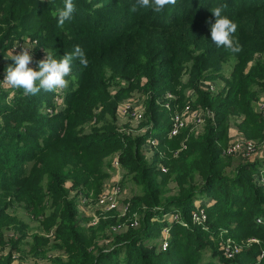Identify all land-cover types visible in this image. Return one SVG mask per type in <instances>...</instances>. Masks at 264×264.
Here are the masks:
<instances>
[{"label": "trees", "instance_id": "obj_1", "mask_svg": "<svg viewBox=\"0 0 264 264\" xmlns=\"http://www.w3.org/2000/svg\"><path fill=\"white\" fill-rule=\"evenodd\" d=\"M73 4L72 18L57 27L52 13L64 0H0V60L15 42L26 40L56 59L79 45L89 60L87 68L73 60L60 109L53 102L56 91L31 96L0 88V250H6L0 264H13V252L24 264L22 254L47 251L48 238L29 233L18 210L39 222L40 231H53L57 243L50 249L61 250L53 264H264L256 260L264 249V182L253 177L264 174V141L254 162L222 154L231 118L253 123L254 135L243 120L239 124L247 136L263 135L253 102L258 90L264 93V0H176L160 13L139 7L130 12L136 0ZM221 5L227 6L222 14L238 25L239 53L211 41L206 21L214 22L210 10ZM203 82L217 87L210 91ZM132 90L145 96L142 126L148 127L134 137L114 126L119 102ZM187 91L194 100H184ZM165 93L211 114L202 135L184 139L176 157L169 150L181 149L174 139L188 129L168 139L172 112L158 102ZM151 138L159 150L149 163L143 145ZM56 150L60 155L53 158ZM114 155L141 193L127 201L124 217L78 233L77 197L92 190L98 194L96 179L109 175L103 166ZM196 201L207 214L200 225L190 220ZM174 211L183 220H160ZM127 218L120 233L109 231ZM163 229L168 230L166 251L161 250ZM99 236L108 244L100 245ZM249 237L260 245L234 259L223 256L224 240Z\"/></svg>", "mask_w": 264, "mask_h": 264}, {"label": "rangeland", "instance_id": "obj_2", "mask_svg": "<svg viewBox=\"0 0 264 264\" xmlns=\"http://www.w3.org/2000/svg\"><path fill=\"white\" fill-rule=\"evenodd\" d=\"M20 45H23L24 47H27V48L31 49L30 53H31V55L33 57V62L29 66L34 68L35 70H38V68L36 66V62L41 60V59H43L45 57V55H46V52L43 49H38V47L36 46V43L35 42H31L30 40H26L24 42H15L12 45V47L6 52L5 56L0 60V80H2L4 75H5L6 67L9 64L13 63L10 59H8L9 53L14 48H16L17 46H20ZM16 51L18 52L19 48H17ZM185 80L186 79L183 78V81H185ZM215 84H214V87L216 88L217 85H215ZM124 85H125V83L121 84L122 87L126 86V85L125 86ZM0 88L1 89L2 88L3 89H9L10 87L7 86V85H4L3 83H0ZM115 89H116L115 86L111 87V90L114 91ZM65 91H66L65 88L64 89H58L56 91V95L53 97V102L56 105L57 104L59 105V106L56 107V109H60L63 106L64 101H63L62 97H63V94L65 93ZM257 93H258L259 96H257V98H255V100L253 102V105H254V110L253 111L256 114V118H255L256 121L259 122V121L262 120L264 122V117L258 112V109H257V104L259 102H261V101L264 102V93L259 91V90L257 91ZM167 94L172 95L173 99L172 100L166 99L165 96ZM175 96H177V95H173L171 93H165L162 96V98H160L159 101H158L160 106H161V108H163L166 111L171 113V111L167 110L164 107V104L168 103L171 106L172 110H179L184 104L187 103L186 101L183 102L184 100H186V98L187 99H193V100L195 98V96L192 95V93L189 94V91H187L184 100L179 99L180 102L177 100L178 96L177 97H175ZM144 101H145V96L140 91L132 90L130 93H128V92L124 93V95H123V97H122V99L119 102V105L117 107L116 116H115L116 119H115V122H114L115 128L120 133H123V134L130 135V136L134 137V136H137V135L144 134L146 132L148 127L146 125L144 127L142 126L143 123H144V116H143V118L141 120H135L132 117H126V116L120 114V106L123 103H125V102H129L130 105H133L137 109L141 108L143 110V114H144V110H145ZM237 118L238 119H236V121L234 120V118H231V120H230L228 133H227V139H226V142L224 144V147H222V149H223L222 150V154L225 157L234 158L232 156L226 155L224 152L228 149V147H230V146H232V145H234V144H236L238 142H247V143L249 142V143L253 144L256 153H261V152H259V150L261 148V145H263L262 142L264 141V129H263V135H262L261 139L257 140L255 138L249 137V136H247V134L244 133V131L241 128L239 129V124L243 120V118L242 117H237ZM242 123H243V127L244 126L246 127L247 132H249L250 134L254 135L255 129H254L253 123L249 119H244L242 121ZM203 131H204V126L202 127L201 131H198V130H195V129L185 130L184 132H182V134H181V136L179 138L174 139L175 140L174 142H179L181 144V149H179V150L178 149H176V150L173 149V150H169V151L171 153L173 152V154H174L173 156L176 157L178 152H180L182 149H184V144L186 142L185 140L189 139V136H191L192 138L196 139V138H198L199 136L202 135ZM143 147L146 150V153H145L146 161L150 163V161L152 160L153 154L155 152H157L159 149L156 148V146L153 147V148L148 147L147 140L145 141ZM261 154L264 156V153H261ZM59 155H60V151L59 150H56V151L52 152V157L53 158H58ZM255 157H256V155L251 157V158H244L243 157L242 160H243L244 163H246V162H254L256 160ZM115 159H117L116 155H114L112 158H109L107 160L105 159L107 163H104L103 170L108 172L109 175L104 177V178H97L96 179V185L99 184L101 186V190L98 192V194H97V191L92 190L91 192L86 193V195L82 194V195H79L77 197L78 215H77L76 221H77L78 233L82 232V231H84V232H88L89 231L88 230L89 227H92L89 224L90 218L93 215L95 216V214L98 215L100 224L105 222L107 219L112 218L113 216H115L116 219H118V220L120 218L124 217V216L120 215L121 211L102 213V212L96 210V207H95V202L96 201L95 200H96V198L98 197V195L100 194V192L104 188L111 187L117 182L120 184V186L122 188V195L120 196V202H119L120 203L119 204L120 207L124 206L125 204H128L127 201H129V199L133 195H138V194L141 193V188L138 187L137 185H135L131 181L130 176L128 174H126V171L120 166V164H119L118 168L114 165L113 161H115ZM235 159H237V158H235ZM166 172H167V169H165V171L162 172V173H166ZM258 176H259V180L261 182H264V174H263V172L260 173V174H258V173H254L253 174V177L256 179V181H258ZM43 181H45V178L43 179ZM29 183H32L31 179L28 180V182L26 181V184H29ZM257 184H258V182H257ZM66 186L69 187L70 183H67ZM169 187L172 190L174 188V184L170 183ZM83 200H86V202H84ZM194 204H195V206H198L197 209H199V201H196ZM205 215H206V218H207V214L206 213H205ZM17 216H19L20 218H22L23 220H25L29 224V230H30L29 233H37L38 232L39 234L43 235L45 238H48V241H49L48 246H46L45 249H44V251L47 250L46 252L49 251L48 253H46V252L44 253L43 252V253H40L39 256H33L31 253L26 252V253L22 254L23 263L24 264H53V263L50 262V260L53 257L58 256L57 253H59V251H61V250H58V249L56 251H52L50 249L53 246L52 245L53 242L57 243V240H54V238H53V231L49 232V234H47L45 231H40L41 230V226L39 225V222L31 220L21 210L17 211ZM160 218H161V216L159 215L157 219H160ZM174 218H176V221L183 220L181 214L178 211L166 213L164 218L160 219V220H162V221H166L167 220L168 222H171L172 219L174 220ZM190 220H191V223L193 225H200V222L194 221L192 219V215H191ZM127 221H128V218L121 224H120V222H117V226H120V227H116V228H112V229L109 228V231H112L113 232L112 234L120 233V228H122ZM162 221H158L157 223L160 225L161 223H163ZM154 222H155V220H154ZM99 223H98L97 226H99ZM97 226H94V227H97ZM185 228H188V225L185 226ZM123 231H121V232H123ZM108 234H109V232H108ZM6 235L10 236L11 234L7 232ZM163 237H164V235L161 233V238H163ZM218 237L220 239H222L221 235H218ZM252 239H256V240H258V242L257 243H251ZM97 241L100 243V245L101 244H108V242L105 240V238H102L101 236L97 237ZM225 241H226V243L228 241L230 243H234L237 246H240L243 250L244 249L248 250L249 248H251L254 245L255 246H259L260 245L259 239H257L256 237H249V238L243 239V240H235L233 238H227L226 240H224V242ZM23 247H25L24 249H26V250L28 249V247L26 248V246L22 245V248ZM259 252H260V255L257 256L258 259H256V260H258V262L264 260V256L261 257L262 253H264V249H261ZM5 253H6V250L5 251H1L0 250V256H4ZM12 259L14 261L13 264H18L19 261H21V255L19 253H17V252H13L12 253Z\"/></svg>", "mask_w": 264, "mask_h": 264}, {"label": "clouds", "instance_id": "obj_3", "mask_svg": "<svg viewBox=\"0 0 264 264\" xmlns=\"http://www.w3.org/2000/svg\"><path fill=\"white\" fill-rule=\"evenodd\" d=\"M176 0H136L130 8V12H136L139 8H151L160 13L168 5H175ZM226 5L215 6L210 11L214 17V22L209 19L206 23L210 26L211 41L217 48H224L232 53H239L243 50L238 39H234V34L238 30V25L228 16L223 15ZM75 11L73 0H64V6L52 13L57 17V27H63L65 21L72 18ZM19 48L17 52L16 49ZM30 48L23 45L14 48L8 56L13 63L5 69V75L0 83L12 89L22 90L24 95L35 96L43 90L44 92H55L58 89L67 87V76L72 71V62L78 59L81 66L88 67L89 60L79 45L74 46L71 53H66L59 59L54 58L48 51L43 59L36 62L38 70L30 67L33 57Z\"/></svg>", "mask_w": 264, "mask_h": 264}, {"label": "built area", "instance_id": "obj_4", "mask_svg": "<svg viewBox=\"0 0 264 264\" xmlns=\"http://www.w3.org/2000/svg\"><path fill=\"white\" fill-rule=\"evenodd\" d=\"M201 85L203 88L209 89L210 91H213L215 88L214 84H212L211 82H203L201 83ZM165 98L169 100L173 99L172 95L170 94H167ZM164 107L172 112L170 117L171 126L167 135L168 139L177 137L185 129H195L201 131L206 122V118L211 116L210 112L201 110L200 108H193L190 102L184 104L179 110H172L171 106L168 103L164 104ZM257 109L258 112L264 117V102H259L257 104ZM120 114L126 117H132L135 120H141L144 116L143 110L141 108L137 109L133 105H130L129 102H125L120 106ZM147 145L148 147L153 148L157 145V141L154 138L148 139ZM224 153L232 157L240 156L244 158H251L257 154L255 152L253 144L249 142H238L228 147V149ZM113 162L114 165L118 168L119 162L117 161V159H115V161ZM262 167L264 169V160ZM162 171L164 172L165 169H162ZM121 195L122 188L118 182L111 187L104 188L95 200L96 210L102 213L121 211L120 215L125 216V214L129 212V205L125 204L122 207L119 206ZM83 201L86 202V200ZM192 219L198 222L205 221V211L203 209H198L192 214ZM174 220L176 221V218H174ZM257 222L259 223L260 220H257ZM98 223L99 217L97 214H95V216L93 215L90 218L89 224L91 226H97ZM162 234L164 235V241L161 244V250L166 251V249L169 247V242L167 240L168 230L163 229ZM257 242L258 240L256 239L251 240V243ZM220 250L222 251V254L226 259H234L243 251L240 246H237L234 243H230L229 241L227 243L226 241L222 243ZM263 256L264 253H262L261 257Z\"/></svg>", "mask_w": 264, "mask_h": 264}]
</instances>
